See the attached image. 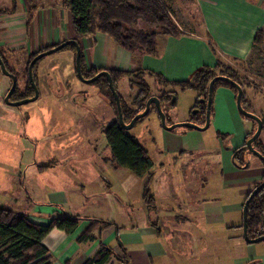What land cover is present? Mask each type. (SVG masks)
<instances>
[{"label":"crops","instance_id":"0c3cea01","mask_svg":"<svg viewBox=\"0 0 264 264\" xmlns=\"http://www.w3.org/2000/svg\"><path fill=\"white\" fill-rule=\"evenodd\" d=\"M14 1V12L3 14L4 19H0V45L23 48L29 55L74 38L71 12L69 16L68 7L62 5L61 0L40 5H31L29 0ZM162 1L173 12L171 0ZM192 5L199 16L200 29L184 28L172 16L185 34L158 36L159 54L155 56L125 50L99 31L82 37L79 45L86 68L126 72L142 68L161 73L167 80H182L201 65L215 64L209 39L218 56L238 70L247 61L252 62L254 36L258 30H264V0H194ZM261 72L264 74V70ZM145 75L156 82L153 76ZM157 85L158 94L170 89ZM247 100L250 111H254L255 101ZM213 109L211 120L216 132L227 135L228 140L224 142L218 138L216 156L220 162V180L217 182H209L205 165L194 163L179 166L178 177L165 166L155 172L153 164L149 175L126 181L124 178H131L128 171L104 160L103 165L92 163L88 183H82L83 191L77 190L79 196L72 203L61 191L56 193H60V198L57 196L54 201L55 192L49 191L52 197L49 200L45 190L43 196L46 198L39 202L27 191L23 201L29 208L27 206L22 213L33 222L47 224L51 216L62 212L84 219L71 234L53 228L44 236L42 242L51 255L50 264H82L97 251L100 241L118 255L106 264H264V247L260 249L263 252H259L254 245L258 242L248 243L242 237L244 200L262 180L264 166L259 158V163L252 165L251 159L256 157L252 154L247 157L248 167L238 168L232 162V149L244 142L254 126L252 123L245 125L248 119L242 118L235 92L228 87L215 89ZM166 134L164 136H168ZM170 137L179 138L172 134ZM163 143L167 149L164 153L186 150V155L194 157L197 154L182 148L178 139L170 142L163 139ZM261 143L264 147V141ZM200 148L204 145L200 144ZM118 177L119 184L115 181ZM77 184L72 182L69 187ZM145 190L152 195V206L143 199ZM91 219L114 224L94 230L99 239L77 242V235Z\"/></svg>","mask_w":264,"mask_h":264},{"label":"rangeland","instance_id":"374dc122","mask_svg":"<svg viewBox=\"0 0 264 264\" xmlns=\"http://www.w3.org/2000/svg\"><path fill=\"white\" fill-rule=\"evenodd\" d=\"M57 1L59 0H29L31 5ZM170 5L173 9L172 16L177 23L184 28L200 29L199 16L191 3L171 0ZM5 8L12 9L11 0H0V9ZM67 11L70 16V9L67 8ZM1 18L4 19L3 14ZM5 22L7 23L8 19H5ZM11 47L13 46L0 45V51L8 60L9 68L17 75L18 86L24 90L26 78L23 71L28 55L23 48ZM258 47L251 57L252 62L247 61L242 67L240 65L241 71L235 68L245 81L246 85L242 89L246 97L255 101L254 111L251 112L264 117V74L261 72L264 70V49L262 46ZM143 78L148 83L152 95L161 94H158L157 81L147 75ZM33 79L38 91L36 100L10 106L3 99L11 80L0 69V204L21 213L28 206L23 201V197L28 195L27 191L37 202L46 198L43 196L45 190L48 191L49 200L52 198L49 191L52 190L55 192L52 198L54 201L57 196H61L60 193L56 194L60 191L69 203L75 201L79 196L77 190L83 191L82 183H88L92 163L99 162L98 165H103L104 160H109L110 149L106 142L105 129L117 118L115 107L105 95V87L103 90L95 82L86 83L77 76L72 49H63L43 56L36 64ZM132 79L136 80L122 77L115 82V87L124 104L134 108L131 100L137 94L139 84ZM175 91L173 106H170L172 99L162 101V104L166 105L163 108L166 124L191 122L203 126L202 113L192 109L196 100L195 91ZM151 106L148 113L139 118L127 133L148 151L155 172L165 166L172 175L178 177L179 166L194 163L205 165L209 182L219 181L220 162L216 156L219 137L211 117L209 126L204 130L179 126L170 131L164 129L159 112ZM245 122V125L252 123L249 119ZM166 132L168 136H164ZM171 134L179 138L170 137ZM260 138L264 141V130ZM163 139L165 142L178 139L182 148L197 154H194V157L189 153L186 155V150L164 153L167 149L164 148ZM200 144L204 145L203 149ZM226 146L229 144L226 143ZM249 155L251 153H247V157ZM251 160L253 165L258 162V157H252ZM121 169L131 175V178H124L126 181L137 178L129 170ZM103 174L108 176L107 172ZM114 174L117 176L118 172L115 171ZM119 178L115 180L117 184ZM114 179L112 176V180ZM72 182L78 184L69 187ZM254 245H257L259 252H263L260 249L264 247V240ZM262 259L264 262V256Z\"/></svg>","mask_w":264,"mask_h":264},{"label":"trees","instance_id":"16d2710c","mask_svg":"<svg viewBox=\"0 0 264 264\" xmlns=\"http://www.w3.org/2000/svg\"><path fill=\"white\" fill-rule=\"evenodd\" d=\"M183 1H185V3H194V0ZM11 2L12 9H0L1 15L14 12L16 2L14 0H11ZM61 3L70 9L71 29L74 33V39L78 44L82 37L99 31L108 35L116 45L125 50L138 54H150L155 56L159 54L157 49L158 36H181L185 34L174 22L171 9L162 0H61ZM253 43L255 48L262 46L261 48L264 49L263 29L256 32ZM55 45L46 46L28 55L23 71L24 77L26 78L25 88L21 90L17 84L13 99L26 97L32 93V87L27 75L28 63L40 51ZM208 46L215 54V64L201 65L197 67L188 78L182 80H167L161 73L142 68H137L130 72L108 70L115 91V82L121 77L136 78V80H132L139 84H137L138 92L131 100V104L134 108L125 105L121 96L116 92L120 100L123 120L128 122L135 114L142 111L145 101L152 95L148 83H146L143 78L145 74H148L153 76L161 87H172L171 90H164L157 96L161 100L162 110H164L163 108L166 106L162 104V101L166 99H172L170 106H173L175 102V89L194 90L197 93V98L192 109L195 112L202 113L204 123L208 84L212 78L219 75L225 76L239 84L241 88L246 85L238 70L218 56L211 39L208 40ZM63 49H72L75 52V48L71 44L65 46ZM1 52L2 51H0V57L6 69L14 73L12 69L9 68L10 66H8V60ZM38 61L32 68L33 76ZM80 66L82 75L87 78L101 71V69L95 68L87 69L83 62L82 53L80 54ZM262 66L264 67V65ZM14 75L17 80V75L15 73ZM94 82L103 90L106 89L104 91L105 95L109 97L117 113L114 96L109 89L106 77L101 76ZM218 86H225L232 89L236 96L237 90L235 86L222 79L216 80L213 84L211 95L210 117L214 112L213 97L214 91ZM241 104L245 110L250 111V102L246 98L244 89ZM151 107H154V105L152 104ZM241 116L243 119L251 120L254 128L246 134L244 142L240 146L232 149V162L238 168L248 167L249 161L247 160V153L250 152L247 150L245 143L256 130V122L254 120L243 115ZM261 119L263 123L262 132L264 130V118ZM217 134L223 141L227 139V135L219 132H217ZM223 136L225 137L223 138ZM105 138L110 149L109 160L111 163L129 170L138 178L149 175L153 162L148 155V151L133 136L127 133V130L119 123L118 117L105 129ZM253 146L264 155V147L261 143L260 135L253 142ZM262 164L264 166V162H262ZM261 181L256 183L254 187L261 183ZM249 194L250 192L246 195L245 200L248 198ZM143 199L148 206H152L153 198L147 190L143 193ZM246 214L248 236L254 238L263 235L264 186L249 199ZM83 220L84 219L80 216L62 212L61 214H54L51 216L47 224H40L31 221L29 216L25 213H19L11 208L0 205V264H50L51 255L42 242L44 236L53 228H58L71 234L79 228ZM112 224L114 223L91 219L79 232L76 241L80 243L94 240L95 238L99 239V236L94 234V230L98 229L100 231ZM121 249L123 253L126 254L125 249ZM111 257L117 258L118 255L110 247L104 245L100 241L97 251L92 256L88 257L82 264H106ZM65 264L69 263L66 262Z\"/></svg>","mask_w":264,"mask_h":264},{"label":"water","instance_id":"95a60500","mask_svg":"<svg viewBox=\"0 0 264 264\" xmlns=\"http://www.w3.org/2000/svg\"><path fill=\"white\" fill-rule=\"evenodd\" d=\"M73 45L75 48V71L77 76L79 77V79H81L82 81L86 82V83H91L94 82L97 78L101 77V76H105L108 82V86L110 91L112 92L113 96H114V100H115V104H116V110H117V117H118V121L119 123L122 125V127L126 130L130 129L134 123L141 117L145 116L148 111L150 106L153 104L154 107L157 109V111L159 112L160 115V121H161V125L164 127V129L166 130H173L176 127L179 126H183V127H188V128H196V129H200V130H204L209 126V121H210V107H211V102H212V89H213V84L216 80L222 79L225 80L229 83H231L233 86H235L237 92H236V105L237 108L239 110V112L245 116L248 117L252 120H254L256 122V130L254 131V133L246 140L245 146L247 147V150L252 153L253 155H255L256 157H258L262 162H264V155L261 154L257 149L254 148L253 146V142L259 137L261 130H262V119L257 116L256 114L247 111L243 108L242 104H241V98H242V94H243V89L241 88V86L237 83H235L234 81L230 80L228 77L225 76H215L214 78H212L209 81L208 84V95H207V103H206V112H205V122L203 126H197L194 123L191 122H185V123H176V124H171V125H167L165 122V114L162 110L161 107V100L159 99V97L155 96V95H151L150 97H148V99L145 101V105H144V109L140 112H138L137 114H135L130 121L125 122L123 120V115H122V111H121V106H120V100L119 97L114 89V85H113V81L111 78V75L109 73L108 70H101L98 73H96L95 75H93L92 77H84L82 75L81 72V66H80V54H81V50H80V45L78 44V42L72 38V39H66L58 44H56L55 46H52L46 50L40 51L39 53H37L28 63V67H27V75H28V80L30 82V85L32 87L33 90V95L29 96V97H25L19 100H15V101H11L9 98L11 96V94L14 92L16 86H17V80L16 77L13 73L9 72L6 67L5 64L3 62V60L0 57V69L2 71V73L6 76H8L11 79V85L9 90L7 91V93L4 96V101L10 105V106H19L21 104L27 103V102H31L36 100V98L38 97V91H37V87L34 83V79H33V74H32V68L34 66V64L41 59L43 56L51 54L53 52L59 51L61 49H63L65 46L67 45ZM264 186V176L263 179L261 181V183H259L258 185H256L251 191L250 194L248 196V198L245 200L244 204H243V208H242V237L243 239L248 242V243H256L259 241H263L264 240V234L263 235H259L257 237L254 238H250L248 236L247 233V223H246V218H247V204L249 199L260 189Z\"/></svg>","mask_w":264,"mask_h":264},{"label":"flooded vegetation","instance_id":"af4514ba","mask_svg":"<svg viewBox=\"0 0 264 264\" xmlns=\"http://www.w3.org/2000/svg\"><path fill=\"white\" fill-rule=\"evenodd\" d=\"M9 72H10V71H9ZM11 73H12V72H11ZM94 75H95V74H94ZM10 80H11V79H10ZM9 88H10V87H9ZM9 88H8V90H9ZM8 90H7V91H8ZM15 91H16V89L14 90V92L11 94V96H10V98H9L11 101H15V100H19V99L25 98V97H22V98L13 99L14 94H15ZM6 93H7V92H6ZM31 95H33V90H32V93H31L30 95H28V97L31 96Z\"/></svg>","mask_w":264,"mask_h":264}]
</instances>
